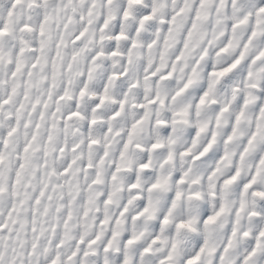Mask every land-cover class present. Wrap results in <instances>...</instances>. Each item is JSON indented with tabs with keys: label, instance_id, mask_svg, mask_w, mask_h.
Segmentation results:
<instances>
[{
	"label": "snow or ice",
	"instance_id": "obj_1",
	"mask_svg": "<svg viewBox=\"0 0 264 264\" xmlns=\"http://www.w3.org/2000/svg\"><path fill=\"white\" fill-rule=\"evenodd\" d=\"M0 264H264V0H0Z\"/></svg>",
	"mask_w": 264,
	"mask_h": 264
}]
</instances>
